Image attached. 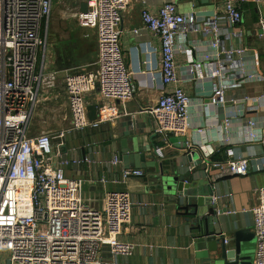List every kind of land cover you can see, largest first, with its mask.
I'll return each mask as SVG.
<instances>
[{"label":"built area","instance_id":"1","mask_svg":"<svg viewBox=\"0 0 264 264\" xmlns=\"http://www.w3.org/2000/svg\"><path fill=\"white\" fill-rule=\"evenodd\" d=\"M132 0H84L86 12L76 14V23L96 32L97 56L94 69L70 73L63 83L69 111L68 128L54 135L41 132L30 135L31 122L42 98L41 89L54 88L57 73L44 68L46 40L41 32L47 27L53 0H0V264H132L119 262L128 258L134 245L118 241L125 225L131 221L132 201L127 192H105L101 207L95 208L83 197L82 179L69 178L64 169L90 164L89 156L66 158L56 146H63L65 134L96 128L99 124L119 117L121 109L133 97L130 74L120 48V23ZM141 30L156 37L160 44L159 78L163 91L156 105L145 109L154 122L153 133L165 146L172 147V139L181 145L180 138L188 130L190 100L178 86L175 56L185 54L191 60L187 37L196 34L207 39L209 52L203 60L213 66L208 75L216 80L211 104L224 105V76L233 80L259 81L260 74L244 75L241 57L244 48L228 45L227 40H241V3L247 0H223V13L233 30L222 38L217 14L197 22L194 14L177 11L175 0H162L154 14L149 11L152 0H138ZM258 37L264 40V18L257 21ZM43 52V55H42ZM39 53L43 56L38 64ZM192 61V60H191ZM192 74L197 65L191 63ZM227 77V76H226ZM97 91L101 103L96 107L97 117L89 120L85 97ZM124 110V109H123ZM227 125V119L224 121ZM249 128L254 122H247ZM202 130H196L201 133ZM255 142L256 135L249 132ZM187 152L196 150L185 143ZM164 147H155L158 160ZM57 159V166L54 160ZM110 164L121 165V158L113 155ZM205 172L214 170L211 182L227 177H244L250 172L247 159L212 161L209 154L201 156ZM255 171L262 168L254 166ZM141 169H122L121 182L131 177L141 178ZM106 183L105 179H101ZM256 204L251 208L254 233V257L251 264H264V186L254 190ZM214 198H212L213 202ZM46 215V219L43 217ZM106 246L110 260L100 257V248Z\"/></svg>","mask_w":264,"mask_h":264},{"label":"crops","instance_id":"2","mask_svg":"<svg viewBox=\"0 0 264 264\" xmlns=\"http://www.w3.org/2000/svg\"><path fill=\"white\" fill-rule=\"evenodd\" d=\"M161 1L152 0L148 7L152 14ZM175 1L179 13L194 14L197 22L217 14L222 38L233 30L224 16L223 0ZM141 10V3L132 0L120 23V48L130 74L132 99L122 109L120 102H111L117 106L119 117L101 123L96 128L66 133L62 140L63 146L57 148L55 140L53 151L59 150L69 159L90 157V164L65 168L64 175L84 181L88 191H83V197L95 208L101 207L105 192L122 191L130 195L131 221L124 226L117 239L133 244L134 253L128 258L117 257V261L132 264H212L208 261L210 255L207 244L210 237L207 235L224 238L225 245L229 247L234 235L240 232L244 237L252 239L247 248L252 263L255 243L250 210L256 204L254 190L264 186V79L249 81L240 77L233 80V76L226 74L224 83L230 86L224 93L226 102L224 105L211 104L210 98L217 82L208 75L214 65L203 60V56L209 52L208 40L189 34L185 46L191 49L192 61L182 52H177L175 56L178 86L190 100L189 127L179 140L181 145L172 139V147L165 146L162 139L153 133L154 122L144 110L154 107L163 91H170L171 87L163 88L159 78L161 53L158 39L146 32L138 36L133 34V30L142 29ZM241 12L242 38H230L227 43L235 48H244L241 57L244 75L260 74L264 78V40L258 37L257 27L259 16L264 18V0L242 2ZM46 28L41 32L43 39L46 38ZM44 51V58L43 52L42 55L39 53L38 64L41 65L43 58L45 70L57 73V82L52 89H41L39 97L53 106L55 114L50 115V106H45L39 116L45 119L35 123L33 118L30 135L41 132L54 135L68 128L69 111L63 79L70 73L94 69L97 56L96 32L82 27L73 32L66 27L56 26L49 41L46 40ZM191 63L197 65L193 74ZM60 90L65 99L64 115L59 113L56 105L61 96ZM85 101L88 119L95 120L96 107L101 103L97 91L89 93ZM226 119L227 125L224 123ZM248 121L254 122L251 129ZM199 129L202 132L196 133ZM249 132L256 135L255 142L249 138ZM185 143L196 148L199 160L205 153L209 154L212 161L247 159L250 172L244 177H227L211 182V175L215 171L206 173L201 164L188 162ZM135 146L140 152L145 150L149 153L155 147H164L163 157L159 160L163 165L162 174L146 168L141 169L143 177H131L121 182V170L124 169L122 160L119 166H112L110 161L113 155L122 158V151ZM257 164L262 170H254ZM53 165L57 166V159ZM129 168L135 169L132 166ZM187 172L203 187L207 179L211 186L215 214L210 216L206 227H195L192 216L187 221L185 199L173 196L169 190L171 179ZM101 179L107 182L102 183ZM100 257L110 260L106 246L100 248Z\"/></svg>","mask_w":264,"mask_h":264},{"label":"water","instance_id":"3","mask_svg":"<svg viewBox=\"0 0 264 264\" xmlns=\"http://www.w3.org/2000/svg\"><path fill=\"white\" fill-rule=\"evenodd\" d=\"M80 13L86 12L85 2L80 3ZM187 161H196L200 164L199 153L195 150H191L187 155ZM122 164L124 169L129 166L135 169H154L155 172L162 174L163 165L159 162L154 152L149 153L145 150L140 152L137 146L132 149L122 151ZM178 173V172H177ZM175 179H171L169 182V190L173 192V196L181 197L185 199L186 208L185 215L187 221L190 220V216L193 217V224L196 226H208L210 216H214L215 211L212 206V191L209 181L205 187L194 181L189 172L184 174H177ZM43 219H46L44 215ZM210 240L207 244L209 252L208 261L212 264H251L250 256L248 254V243L251 242V238L244 237L243 233H236L231 240L232 244L228 247L225 245V239L222 237L210 236Z\"/></svg>","mask_w":264,"mask_h":264},{"label":"rangeland","instance_id":"4","mask_svg":"<svg viewBox=\"0 0 264 264\" xmlns=\"http://www.w3.org/2000/svg\"><path fill=\"white\" fill-rule=\"evenodd\" d=\"M84 0H53L52 2V7H51V13L49 15V18L47 20V28H46V38L45 40L49 41V37L51 32L54 30L56 26L58 27H66L67 30L69 31H77L78 28H80L77 23H76V14L79 10V5L81 2ZM58 100L57 105V110L61 115H64L66 113V107H65V99L64 95H62ZM47 101V100H46ZM44 102V100H41L37 109V114L34 117L33 121H36L35 123H39L42 121V119H45L44 116L39 117L41 111L45 106H50V115H54V108L49 102ZM52 106V107H51ZM64 119V118H63ZM55 141V140H54ZM54 141H52L54 143ZM58 142V140H56ZM83 191L86 192L88 191V188L85 184H83ZM1 257L4 259L6 258V255L4 253L0 254Z\"/></svg>","mask_w":264,"mask_h":264},{"label":"trees","instance_id":"5","mask_svg":"<svg viewBox=\"0 0 264 264\" xmlns=\"http://www.w3.org/2000/svg\"><path fill=\"white\" fill-rule=\"evenodd\" d=\"M184 211H185V209H184ZM201 227H202V225L198 226V228H201ZM206 233L208 234V232L205 231V234H206ZM207 234H206V235H207Z\"/></svg>","mask_w":264,"mask_h":264}]
</instances>
